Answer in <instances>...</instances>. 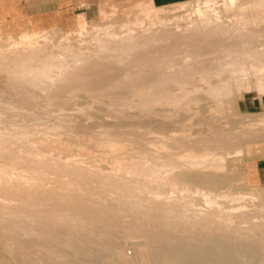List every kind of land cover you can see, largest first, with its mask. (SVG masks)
Listing matches in <instances>:
<instances>
[{"label": "bare ground", "instance_id": "6f19581e", "mask_svg": "<svg viewBox=\"0 0 264 264\" xmlns=\"http://www.w3.org/2000/svg\"><path fill=\"white\" fill-rule=\"evenodd\" d=\"M195 1L182 15L175 12L183 2L169 11L149 1L118 31L112 23L89 30L79 16L72 32L91 38L76 45L72 32L57 45H50L47 30L6 36L0 72L21 99L3 110L28 112L0 131V264H264L262 197L219 187L227 179L226 160L243 152L224 126L208 123L195 137H163L180 152L161 143L160 154H149L144 136L135 134L134 158L135 151L124 152L123 133L108 130L105 139L71 135L64 148L50 140L65 154H45L46 138L36 139L24 122L36 109H20L37 97H44L42 105L64 107L74 101L61 96L77 97V90L109 99L114 116L122 107L149 116L155 107L185 114L198 93L215 103L253 89L263 95L264 0ZM60 121L51 127H68ZM262 122L264 115L253 120ZM88 151L98 154L86 165ZM186 174L207 185L187 182ZM132 237L144 241L133 243L136 256L128 257L122 243Z\"/></svg>", "mask_w": 264, "mask_h": 264}, {"label": "rangeland", "instance_id": "374dc122", "mask_svg": "<svg viewBox=\"0 0 264 264\" xmlns=\"http://www.w3.org/2000/svg\"><path fill=\"white\" fill-rule=\"evenodd\" d=\"M147 4H149V1L147 0H96L94 2V8H93L95 12L94 17L86 20L87 26H89L88 29L90 30V28L94 24H98L101 25L102 27H106L107 25L112 23L111 25L114 26V28L118 31L119 25L123 21H124L123 23L133 21L134 17ZM183 4L184 5L182 10L175 12L176 14L182 15L186 12L191 11L196 6V1L188 0L186 2H183ZM176 6L177 4L167 5L166 9L168 8V10L170 9L169 11H173ZM102 11L105 13V15L106 14L107 15L106 16L104 15V17H102L103 15ZM74 24L75 23L73 21L72 27L64 28V29L62 28H49L42 30L24 29L15 34H10V33L4 34L0 32L1 33L0 49L7 50L5 48L7 47L8 44L10 45V42L6 41L7 39L6 36H11L12 38H19L21 35L24 34L25 31H29V32L35 31L40 34V32L43 33L47 30L46 31L47 35L49 36V38L51 37L49 41V43H51L50 45H57L59 42H61L60 40L63 38V35L66 32H72L75 29L76 26ZM20 28L23 29V25H20ZM154 29L157 30V28ZM83 37L82 38L79 37L78 31H74L70 34V38H71L70 41L72 42V44L74 43L73 45H76L77 42L82 43V41H79L77 39H83V42H85V41H89V39L91 38V36L89 35L88 36L84 35ZM66 91L69 90H64L65 93ZM75 92L78 94L77 97L67 98L66 96H61L63 100L66 99L67 101L75 102V103L73 102L74 104L70 103L71 105L67 104V106L65 105L64 107L63 106L57 107L56 105H52L48 107V105L46 106L42 105L44 104L43 103L44 97H37V98L27 99L28 101H34L33 102L34 104L30 102L31 103L29 104L30 106L27 105L26 107L20 108V109H32V110L36 109V111L33 112L32 116L26 117L24 119V122L28 128L34 130V134L35 133L37 134V135L35 134L36 139L46 138L44 140L45 143L47 144L43 146V148L46 150H42L43 153L50 154V152L52 151L61 152L62 150L63 153L61 154L64 155L65 149H60V148H64L63 146L64 145L66 146L68 144V140L71 135H80V134L86 135L93 133L92 135L100 136L101 138L105 139L106 137L108 138L110 137V135L108 136L107 134H105V132L108 130L109 131L120 130L121 133H123V139H125L126 145L128 144L124 149V152L127 151L129 152L130 149L132 152L135 151L133 153L130 151L132 154H134L140 148L139 147L140 142H137L135 139L134 140L132 139L135 134L141 135V137L144 136L142 137V142H145L144 143L145 148L148 147L146 150L147 153L149 151V154H153V155L155 154L158 155V153L160 154L157 145L160 146L161 143H167V145H169L170 147L169 149H171L172 151L180 152L182 150V147L180 146L175 147L171 139L166 141V138L163 139V137L171 138L174 135L178 136L181 134L187 137H195L199 135L198 133H203L206 130L208 123H214V124L217 123L220 126H224L225 130L229 131L234 136L235 135L238 136L239 138L238 145L240 146L239 148H241L243 151L241 156L239 157L233 156V158H229L226 160V169L224 170L225 172L224 174H227L226 175L227 179L226 182L220 183L219 187H222V189H224L225 188L224 186L227 185L225 189L228 188L230 189L231 187L230 189L231 191L232 189H235L233 192H250V193L254 192L258 196L262 197L261 199L258 200L259 201L258 203L264 205V186L256 184L254 176L252 175V170L254 168L255 160L263 156L264 154V123L262 122V124L260 123V125L256 123L254 124L253 120L260 116H263L264 111H257L253 108H249L247 105L248 102L247 99L253 96L259 97L257 90L253 89L242 93L238 92L235 93V95L233 93L231 97L224 98L223 100L217 102L218 104L212 101V99L206 94L198 93L196 104L194 103V105H192L195 107H192L189 110V112L186 111L185 114L184 112H176L177 115H174L175 111L173 110L172 111L173 114H172L170 108L168 109L167 107H162V108L155 107L154 111L157 112L156 114H154V116H149L147 114H144L143 112H139L135 107L132 108L129 107L130 108V109L128 108L129 111L127 110V108L122 107L126 111V112L124 111L123 113L125 114V116L123 114L120 116H116V115L114 116V114L110 111V109H112L114 106L107 104L109 99H107L106 97L93 96L90 94L91 90H77ZM14 93H15L14 90L8 88L5 85V75L1 73L0 74V118H1L0 131L3 130V127L5 126L4 123L5 121H7V123L18 124V122H20L19 113L28 112V111L7 112L3 110L5 108L17 107L10 104V102L18 101L21 99L20 97H17ZM37 103L38 104L41 103V104L38 105ZM209 103L211 104L209 105ZM58 108L59 109L61 108L62 111H59ZM83 108L85 110L89 108L87 110L89 112L85 111ZM190 112H192V114ZM60 120L65 122V124L67 123V125L68 124L69 125L68 127L66 126L67 128L65 126L60 127L58 125L57 127L59 129L56 127L57 129L56 131L52 127L54 125H57L59 123L58 121ZM41 132H45L47 136L46 134L43 135V133ZM112 138H116V136H113ZM50 140L58 141L59 144H61L60 146L58 145L60 148H58L57 145H52V144L48 145V141ZM238 145L236 147H238ZM88 153H89V155L87 154L88 156L84 155V158L86 159L85 161L86 165H88L89 163L88 161L90 160V157H95L97 156L96 154H98V152H93V156H92L91 154L92 152L88 151ZM126 154L125 156L130 155V154L127 155ZM120 155H122V153ZM135 155L136 154L132 156L136 158ZM70 159L68 158V160ZM222 174L223 173L213 175L214 177L212 180L217 179L216 177L220 178ZM49 177H53V175ZM53 178H51L50 180H52ZM183 178L184 180H186L189 183L191 182L192 184H196L199 186L207 185L204 178L197 176L195 174H186L183 176ZM50 180L48 181V184L49 182L51 183ZM229 181L231 182V185ZM198 198L200 197H197L195 199ZM197 201L204 204L200 199ZM245 201L247 203H250L248 200ZM223 202L224 205L226 204L225 206L234 205V203L228 201H223ZM143 239L144 238L142 237L128 238L129 241L125 239L123 242L127 241L125 242L126 245L125 243H122L124 252L126 251L125 255H127L128 257L136 256L134 255V250H133L134 245L132 246V244L137 243V241L142 242L144 241ZM128 244H130V246ZM239 258L241 260H244L243 256H239Z\"/></svg>", "mask_w": 264, "mask_h": 264}, {"label": "crops", "instance_id": "0c3cea01", "mask_svg": "<svg viewBox=\"0 0 264 264\" xmlns=\"http://www.w3.org/2000/svg\"><path fill=\"white\" fill-rule=\"evenodd\" d=\"M96 0H0V32L15 34L21 30L70 28L79 16L94 17ZM162 7L188 0H147ZM23 25V29L20 28ZM249 108L264 111V94L247 99ZM255 183L264 186V154L255 160Z\"/></svg>", "mask_w": 264, "mask_h": 264}]
</instances>
